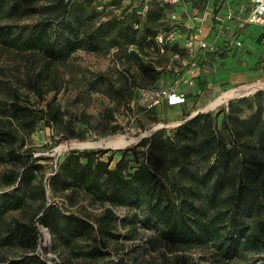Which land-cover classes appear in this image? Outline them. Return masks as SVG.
<instances>
[{
	"label": "rangeland",
	"instance_id": "1",
	"mask_svg": "<svg viewBox=\"0 0 264 264\" xmlns=\"http://www.w3.org/2000/svg\"><path fill=\"white\" fill-rule=\"evenodd\" d=\"M194 1L185 7L165 6L158 0L162 8L160 23L157 27L154 23L149 27L133 23L134 29L140 30L134 43L146 46L139 37L157 28L158 34L173 36L167 41L171 49L176 45V30L179 34L190 26L202 30L211 22L210 14L216 11L219 0L212 4L208 0ZM0 4V131L15 135L10 144L0 146V201L5 194L24 195L23 207L6 213L4 220L35 224L42 234L40 245L25 252L0 238V264H9L25 253L38 254L48 264H264V245L260 241L256 244V239L264 240V168L260 171L255 165L258 161L264 165L258 131L264 124V73L253 74L248 81H240L237 75L239 79L213 87L212 76L222 74L219 64L196 70L181 55L149 54L150 59L144 62L163 72L151 84L150 78L141 76L140 63L132 52L145 59L144 55L119 34L121 28L131 25L126 17L129 6L123 0H0ZM65 6L68 13L63 16ZM205 12L209 15L201 25L198 20ZM47 22L46 34L41 35ZM94 31L99 32L96 38L92 36ZM204 32L205 40L211 43L210 30ZM236 32L251 38L250 44L255 46L264 27L241 24L220 40L233 42ZM67 39L76 44L73 50L63 55L47 51V46L60 51ZM240 51L243 54L244 47ZM236 58L229 61L241 66ZM229 67L228 72L240 73L234 64ZM176 70L185 73L183 79L176 78ZM157 90L183 91L186 100L183 105H170L161 94L154 105L150 92ZM14 104L33 112L26 118L15 117L11 112ZM51 109L58 116L56 122L51 119ZM197 115L204 116L191 127L197 130V136L178 133ZM159 130L173 138L178 160L153 166L177 207L185 199H193L196 207L206 209L204 219L208 220L214 211L207 207V195H233L240 179L255 187L244 218L246 238L234 260L224 261L210 243L190 248L165 243L159 236L161 226H156L146 201L136 204L129 199L124 205H113L80 185L65 187L57 177L64 174L68 162L85 153L110 160V169L121 162L127 173L137 166L134 152L142 160L147 151L138 144ZM206 136L215 139L200 148ZM81 162H85L83 158ZM31 164L41 168L28 185L21 175ZM213 164L218 166V173L201 186L195 198L188 191L182 194L191 180L200 179ZM251 169L256 173L247 178ZM41 189L44 198L38 193ZM42 204L53 206L59 216H78L93 228L105 210L111 209L114 237L96 231L75 240L67 233L51 235L38 222L44 211ZM97 250L100 253L96 258L89 255Z\"/></svg>",
	"mask_w": 264,
	"mask_h": 264
},
{
	"label": "trees",
	"instance_id": "2",
	"mask_svg": "<svg viewBox=\"0 0 264 264\" xmlns=\"http://www.w3.org/2000/svg\"><path fill=\"white\" fill-rule=\"evenodd\" d=\"M158 0H154L152 8L150 9L146 21H144V27L150 24L157 27L162 18V8H159ZM194 0H192L193 3ZM209 1V0H208ZM218 1V0H214ZM195 2V1H194ZM156 6V7H155ZM167 6V5H165ZM3 5L0 4V10ZM62 15L65 16L67 11V6H65ZM156 8V9H155ZM129 15L126 16L129 20L131 19V25L124 26L119 30V34L123 38H128L130 45H137L136 47L144 55L141 58L136 52L132 54L140 63V73L143 78H150L151 84L155 83L160 76L162 71L158 70L154 64L144 62V60L150 59L149 54L153 56H167V54H172L173 57H185L189 61L190 68L192 64H196V70L200 67H209L212 69L215 64L220 65V71H227L230 65L227 60L230 57H237L240 60L239 53L240 49L231 46V42H222L223 37H219L214 31V23L218 24L214 20L213 14L211 25L213 34L211 39L217 41L219 49L216 52H202L197 51L195 57H190L186 50L183 48L182 41H176L171 49L168 48L166 43L164 46V53L160 54L155 45L154 38L158 34L156 30H147L144 36L139 37L141 43L146 44H136L134 41L140 30L134 29L133 23L140 24V20L135 11L127 12ZM126 21V20H125ZM49 23L44 25V29L41 35H45L48 29ZM250 27V25H247ZM146 30V28H145ZM178 31V30H176ZM99 32L94 31L92 33L93 38H96ZM264 33H261L255 39L258 45H264L262 38ZM241 38V36H239ZM181 39V38H179ZM184 39V38H183ZM252 42V39L250 38ZM245 42V40H244ZM246 45V44H245ZM76 47V44L70 40H66V46L60 51H56L52 46H47V51L52 55H63L65 51H71ZM146 47L147 52H143ZM134 51V50H132ZM149 51V52H148ZM244 55H250V51L244 46ZM130 54V53H129ZM136 54V55H135ZM185 54V55H184ZM259 60V59H258ZM242 62V61H241ZM231 63V62H230ZM243 63V62H242ZM264 63V62H263ZM259 64V63H256ZM235 66H238L235 64ZM263 66V67H261ZM260 66V73H264V64ZM258 70V69H257ZM187 72V71H186ZM181 70H176V78L183 79L185 73ZM138 89V88H137ZM186 95V94H185ZM51 108V107H50ZM15 117H28L33 111L30 108L14 104L11 110ZM51 119L56 122L58 119L57 114H55L51 109ZM204 116L197 115L186 124L181 126L178 130L179 132L195 133L197 136V130L191 129L198 123ZM249 128H255L252 124L248 125ZM256 129V128H255ZM259 135L262 141L260 150L264 154V124L258 127ZM15 139V135L11 131H0V146L4 144H10L11 141ZM215 139L205 137L203 142L199 145H210L212 140ZM175 143L171 136H165L163 130L155 132L152 136L144 138L139 144L138 148L145 149L146 153L142 160L137 158L138 153L135 151L134 157L136 158L137 166L127 173L123 172V167L121 162L114 168L110 169L109 161H102L100 159H95L94 154L85 153L82 156H77L73 161L67 163L64 174L57 175L61 179L63 186H82L86 192L92 195H97L104 200L110 201L113 205H124L129 199H134L136 204L147 202V206L150 211L151 217L154 218L156 226L160 225L161 230L159 236L161 240L165 243L179 246L181 248H190L193 246H202L210 243L215 247L220 257L224 261L234 260L240 253L241 246L243 244V239L246 238V228L244 223V218L248 214L250 209L251 200L254 197V188L250 187L248 182L240 179L238 182L237 189L233 195L222 197L221 195L210 194L207 195V207L214 211L212 218L205 220L204 215L206 209L202 206L196 207L193 199L184 200V202L177 207L170 197L167 186L163 181H161L159 175L155 172L154 166H161L163 163L178 160L176 158ZM223 146V151L229 153V151ZM197 147V148H199ZM196 148V150H197ZM201 148V147H200ZM103 153V152H101ZM81 158L84 159V163L81 162ZM18 160L19 158L16 157ZM155 161V163L153 162ZM154 165V166H153ZM255 165L264 168L261 161L255 162ZM41 166L28 165L24 172L22 173V180H24L28 185L36 177V173L40 170ZM218 166L213 164L205 174L201 176L200 179L191 180V185L188 189H184L189 192L191 198H195L200 192L201 186H206L215 175L218 173ZM256 173L254 169H251L247 174V178ZM15 175L10 176L9 183L14 181ZM41 198H44L45 191L43 189L38 191ZM2 201H0V238L3 239L4 243L8 246H18L23 252L27 250H33L40 245L42 241V234L35 224H25L20 221L6 222L4 216L6 213L18 210L26 202V197L24 195H14L5 194L2 196ZM186 203V206H185ZM42 216L39 218L38 222L46 228L51 235L62 236L64 233L70 235V237L75 240L77 238H87L93 231H96L99 235L105 237H114L111 234V227L115 216L111 209H106L103 216L98 219V226L93 228L90 223L81 219L75 215H65L59 216L56 209L53 206L44 207ZM264 245V240H257ZM100 251L91 252V257L96 258ZM9 264H48L45 259H42L38 254H22L20 257L12 260Z\"/></svg>",
	"mask_w": 264,
	"mask_h": 264
},
{
	"label": "built area",
	"instance_id": "3",
	"mask_svg": "<svg viewBox=\"0 0 264 264\" xmlns=\"http://www.w3.org/2000/svg\"><path fill=\"white\" fill-rule=\"evenodd\" d=\"M153 2L154 0H123V3L129 6V12L135 11L137 13V16L141 23H144V21H146L147 15L152 8ZM161 2L164 5L168 6H178L184 4V6L186 7L192 2V0H161ZM208 15V12H205L203 18L198 20V22L203 25ZM235 19L250 26L264 27V0H244L243 4H241L239 8L238 15H236L234 10H229L223 17L218 14L215 15L214 20L216 23H218L216 24L218 33L217 35L223 36L225 32L228 31L231 23H233ZM136 27H138V25ZM178 36L179 33L178 31H176V41ZM172 38L173 36L166 37L163 33L158 34L154 38L155 45L160 54L164 53L165 44L169 39ZM183 40V48L192 58L195 57L197 51L213 53L219 49L217 41L213 40L211 43H208L203 37L202 30L200 29L188 30ZM262 42L264 43V37L262 38ZM231 46L243 48L245 46L244 38L234 36V41L231 42ZM192 68L196 69V64H192ZM189 84L191 83L189 82ZM150 93L152 95V98H155L154 105L159 103L158 100L161 94L167 98L170 105H183L186 100V95L183 91H176V93H173L169 91L160 92L159 90H157L156 92L153 91Z\"/></svg>",
	"mask_w": 264,
	"mask_h": 264
},
{
	"label": "crops",
	"instance_id": "4",
	"mask_svg": "<svg viewBox=\"0 0 264 264\" xmlns=\"http://www.w3.org/2000/svg\"><path fill=\"white\" fill-rule=\"evenodd\" d=\"M209 2H211V4H212L214 2V0H209ZM243 2H244V0H219L218 5L216 6V11L210 15H212V17H213V14H218L221 17H223L226 14V12H228L229 10H234L236 15H238L239 8H240L241 4H243ZM212 17H211V21H212ZM211 24H212L211 22L204 24L203 29H202V33L204 35H205L204 29L211 31V29H212ZM241 24L242 25L244 24L247 26V24L235 19L233 21V23H231L227 32H229V31L234 32L235 29H237V27L241 26ZM190 29H194V28L192 26H190L189 30ZM214 31L217 33V25L215 23H214ZM227 32H225V33H227ZM186 34H187V32H185L184 34H179V36L177 37V41H180L182 39V42H183L184 41L183 38H185ZM211 34H213V31H211ZM204 35H203V37H204ZM224 36H225V34L223 36H219V37L221 38ZM234 36H241V38H244L245 44L248 43V45L247 46L245 45V46L247 47V49L252 54H250V55L240 54L241 55L240 60L243 62V63H241V66L240 65L237 66V68L240 69V73L236 74L233 71L224 72V73L222 71V74L219 73V75L215 73V75L212 76L213 80L210 81V84L213 81V84H211L213 87L220 86L224 83H231L235 79H239L237 75H239V77L241 78L240 81H248L252 78L251 76L253 74H255V75L260 74L259 68L262 64H264L263 63L264 62V45H258V44H254L255 46L251 45L253 43L250 41V38H248V37L245 38L244 35H241L239 32H236V34ZM179 38H181V39H179ZM227 62L229 65H231V64L235 65L236 64L235 61H233V62L231 61V63H230V61L227 60ZM256 63H259V64H256ZM188 74H189V72H188Z\"/></svg>",
	"mask_w": 264,
	"mask_h": 264
},
{
	"label": "water",
	"instance_id": "5",
	"mask_svg": "<svg viewBox=\"0 0 264 264\" xmlns=\"http://www.w3.org/2000/svg\"><path fill=\"white\" fill-rule=\"evenodd\" d=\"M47 231V230H46Z\"/></svg>",
	"mask_w": 264,
	"mask_h": 264
}]
</instances>
